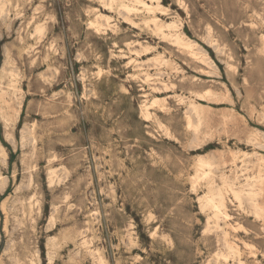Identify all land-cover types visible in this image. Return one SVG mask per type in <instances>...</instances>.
<instances>
[{"label": "rangeland", "instance_id": "obj_1", "mask_svg": "<svg viewBox=\"0 0 264 264\" xmlns=\"http://www.w3.org/2000/svg\"><path fill=\"white\" fill-rule=\"evenodd\" d=\"M124 1L0 0V264H264V0Z\"/></svg>", "mask_w": 264, "mask_h": 264}, {"label": "bare ground", "instance_id": "obj_2", "mask_svg": "<svg viewBox=\"0 0 264 264\" xmlns=\"http://www.w3.org/2000/svg\"><path fill=\"white\" fill-rule=\"evenodd\" d=\"M109 1H110V4H108V5H110V6L115 5L116 7H119V8L125 9V10H130V9H131V7H130V6H131L130 3L128 4V3H126L124 0H109ZM131 1H132V0H131ZM134 1H135V0H134ZM136 1L139 2L140 4H142L143 7H145V8L142 7L144 10H145V9H147V10H148V9H149V10L153 9V7H151V4H146V1H145V2H144L143 0H136ZM156 1H157V0H156ZM151 2H152V1H151ZM152 6H153V5H152ZM158 6H159V5H158ZM133 7H134V6H133ZM155 8H157V5H156ZM157 9H158V8H157ZM155 10H156V9H155ZM150 12H151V11H150ZM157 18H158V17H157ZM155 20H156V18H155ZM151 21L154 22L153 19H152ZM157 21H159V19H158ZM157 21H156V23H157ZM168 24H170V23H168ZM168 24L165 25V26L168 27ZM175 24H176V23H175ZM175 24H174V25H175ZM130 25H131V24H130ZM159 25H160V29H162L161 24H159ZM174 25H173V26H174ZM153 26H154V25H153ZM156 26H157V25H156ZM169 26L172 27V25H169ZM176 26H177V24H176ZM154 27H155V26H154ZM163 27H164V26H163ZM39 28H40V26H39ZM165 28H166V27H165ZM157 29H159L158 26H157ZM168 29H169V27H168ZM170 29L172 30L173 28H170ZM162 30H163V29H162ZM162 30H160V31H162ZM166 30H167V29H166ZM39 31H40V29H39ZM157 31H159V30H157ZM172 31H173V30H172ZM180 32H181V31H180ZM161 33H163V31H162ZM161 33H160V34H161ZM169 33H170V32H169ZM163 34H164V33H163ZM163 34H162V35H163ZM165 34H166V33H165ZM165 34H164V36H165ZM171 34L173 35V33H171ZM171 34H170V35H171ZM177 34H178V33H177ZM182 34H183V32H182ZM181 37H184V36H181ZM181 37H179L178 35H175V36H174L175 40H177L179 43L182 41V39L184 40V38H181ZM185 37H186V36H185ZM169 38H170V37H169ZM174 38H173V39H174ZM170 39H171V38H170ZM170 39H169V40H170ZM184 41H187V40H184ZM189 42H191V40H190ZM186 43L188 44V42H186ZM186 43L184 42L183 44L186 45ZM191 43H192V42H191ZM174 44H176V43H174ZM180 44H181V43H180ZM183 44H181V45H183ZM194 44H195V43H194ZM176 45H177V44H176ZM191 45H193V44H191ZM177 46L180 47L179 45H177ZM188 46H189V45H188ZM194 46H196V45H193V48H196V47H194ZM183 47H184V46H183ZM183 47H182V48H183ZM190 47H191V46H190ZM180 48H181V47H180ZM186 48H187V47H186ZM186 48H185V49H186ZM193 48H192V50H193ZM187 50H188V49H187ZM189 50H190V49H189ZM189 50H188V51H189ZM194 51H195V50H194ZM196 51H197V49H196ZM196 51H195V53H197ZM190 53H191V52H190ZM195 53H194V56L198 55V54L195 55ZM198 53H199V52H198ZM200 53L203 54V52H201V51H200ZM204 54H205V53H204ZM204 54H203V55H204ZM192 55H193V53H192ZM199 55H200V54H199ZM214 56H215V55H214ZM204 57H205V56H204ZM200 58L203 59V56H201ZM207 58H208V56H207ZM147 75H148V74H147ZM147 75H146V76H147ZM208 91H209V90H208ZM206 92H207V91H206ZM208 94H209V92H208ZM206 95H207V94H206ZM209 95H210V94H209ZM211 95H212V94H211ZM1 97H2V96H1V94H0V99H2ZM155 101H157V99H156ZM155 101H154V102H155ZM189 104L191 105V103H189ZM192 105H193L194 109H196V111H197L198 109H200V106H199L196 102H195V103L193 102ZM7 107H8V106H7ZM144 107H145V106H144ZM144 107H143V109H144ZM191 107H192V106H191ZM188 108H190V107H188ZM201 108H202V107H201ZM145 109H146V108H145ZM145 109H144V110H145ZM190 109H191V108H190ZM147 110H148V109H147ZM200 110H202V109H200ZM141 111H142V110H141ZM145 112H146V111H145ZM145 112H143V113H145ZM197 112H198V111H197ZM200 112H201V111H200ZM193 113H194V111H193ZM201 114H202V116H203V113H201ZM142 115H143V114H142ZM146 115H147V114H146ZM146 115H145V116H146ZM148 115H149V114H148ZM3 116H4V115H3ZM195 116H197V115H195ZM200 116H201V115H200ZM6 117H7V116H6ZM146 117H147V116H146ZM188 117H189V116H188ZM190 117H191V116H190ZM204 117H205V116H204ZM196 118H198V116H197ZM3 119H5V118H3ZM192 119H193V118H192ZM192 119H191V120H192ZM199 119H201V117H200ZM5 120H6V119H5ZM189 120H190V119H189ZM191 120H190V121H191ZM190 121H189V122H190ZM192 121H193V120H192ZM186 122H187V121H186ZM207 122H208V120H207ZM199 123H202V122H201L200 120H198V121H197V124H196V127L199 125ZM204 123H206V122H203V125H204ZM208 123H209V122H208ZM193 124H194V122H193ZM186 125H187V123H186ZM191 125H192V124H191ZM191 125H190V126H191ZM206 125H207V124H206ZM188 126H189V125H188ZM193 126H195V125H193ZM196 127H194V129H195ZM205 127H206V126H205ZM207 127L209 128V126H207ZM189 128H190V127H189ZM191 128H192V127H191ZM199 128H200V127H199ZM192 129H193V128H192ZM192 129H191V130H192ZM194 129H193V130H194ZM197 129H198V128H197ZM199 130H200V129H198V131H199ZM201 130H202V129H201ZM204 130H205V128H204ZM204 130H203V131H204ZM206 130H207V129H206ZM195 131H197V130H195ZM203 131H202V132H203ZM192 132H193V131H192ZM196 133H197V132H196ZM197 134H198V133H197ZM198 135H199V134H198ZM199 136H200V135H199ZM196 137H197V136H196ZM197 138H198V137H197ZM1 140H2V139H1ZM19 148H20V146H19ZM234 157H235V156H234ZM206 159H207V158H206ZM202 160H203V159H202ZM199 161H201V159H200ZM208 161L211 162V160H208ZM231 162H234V158L231 159ZM199 164H200L202 167H203V166L205 167V166L210 165V163L207 162V160H203V161H201V163L199 162ZM199 164H198V165H199ZM214 165H215V164H214ZM217 165H219V163H217ZM217 165H216V166H217ZM233 165H234V164H233ZM216 166H215V167H216ZM235 166H236V165H235ZM198 167H199V166H198ZM204 167H203V168H204ZM208 167H209V166H208ZM208 167H206V168H208ZM211 167H212V166H211ZM213 167H214V166H213ZM209 168H210V167H209ZM218 168H219V167H218ZM198 169H199V168H198ZM212 169H213V168H212ZM230 169H231V168H230ZM200 170H201V169H200ZM202 170H203V169H202ZM221 171H222V170H221ZM195 172H197V171H195ZM199 172H201V171H199ZM199 172H198V174H199ZM205 172H206V171H205ZM205 172H204V173H205ZM209 172H211V171H209ZM204 173H203V174H204ZM195 174H196V173H195ZM195 174H194V175H195ZM207 174H208V173H207ZM207 174H206V175H207ZM88 175H89V174H88ZM201 175H202V173H201ZM204 175H205V174H204ZM209 175H210V173H209ZM221 175H222V174H220V176H219L220 179H221ZM223 175H224V174H223ZM225 175H227V174H225ZM260 175H263V174H260ZM196 176H197V175H196ZM202 176H203V175H202ZM207 176H208V175H207ZM213 176H214V175L212 174V177H213ZM263 176H264V175H263ZM203 177H204V176H203ZM203 177H202V178H203ZM208 177H209V176H208ZM224 177H226V176H224ZM258 177L260 178V176H258ZM193 178H195V177H193ZM197 178H198V177H197ZM202 178H201V179H202ZM222 178H223V176H222ZM259 178H258V179H259ZM263 178H264V177H263ZM201 179L199 178V180H201ZM210 179H211V178H210ZM224 179H225V178H224ZM227 179H228V178H227ZM227 179H226V180H227ZM258 179H256V180H258ZM260 179H261V178H260ZM260 179H259V180H260ZM236 180H237V178H236ZM259 180H258V181H259ZM261 180H263V179H261ZM193 181H194V180H193ZM196 181H197V180H196ZM213 181H214V180H213ZM213 181H212V182H213ZM222 181L225 182V180H222ZM228 181H229V180H228ZM230 181H231V180H230ZM252 181H254V180H252ZM258 181H257V182H258ZM194 182H195V181H194ZM197 182H198V181H197ZM224 182H222V184H224ZM226 182H227V181H226ZM231 182H232V181H231ZM247 182H248V181H247ZM255 182H256V181H255ZM259 182H260V181H259ZM261 182H264V181H261ZM227 183H228V182H227ZM250 183H251V182H250ZM213 184H214V183H213ZM247 184H248V183H247ZM258 184H259V183H258ZM261 184H262V183H261ZM208 185H210V184H208ZM216 185H217V184H214V187H215V188H216ZM225 185H226V184L221 185V186L224 187ZM227 185H228V186H231V187L233 186V188H234L233 182H232V185H230V183L227 184ZM249 185H251V184H249ZM253 185H254V184H253ZM253 185H251L252 189H253ZM259 185H260V184H259ZM210 186H211V185H210ZM228 186H226V187L228 188ZM262 186H263V185H262ZM206 187H207V186H206ZM219 187H220V186H219ZM242 187H243V186H242ZM251 187H249V188L251 189ZM254 187H256V186L254 185ZM208 188H209V187H207V189H208ZM220 188H221V187H220ZM220 188H219V189H220ZM224 188H225V187H224ZM233 188H230V189L228 188V190H231V189H232L233 192H232V191H231V192L229 191V192H230L231 194L233 193V194L235 195L236 199H238V201H239L241 198H243L242 195L244 194V192L241 193V192H242L241 190H243V188H242L241 190H236V189H233ZM244 188H245V187H244ZM249 188H247V189H249ZM256 188H257V187H256ZM258 188H259V187H258ZM216 189H217V188H216ZM216 189H215V190H216ZM219 189H217V190H216L215 192H213V193H212L211 191H209V196L211 195L210 193H212L215 197L212 196V197L203 198V199H205V200H203V201L205 202V204H206L207 206H209V207H210V206L214 207L218 213H219L221 210H223L222 208H223V206H225L224 203L226 202V201L223 202V201H224V200H223L224 197H222V195H224V194L221 193L222 191H220V190H223V189H220V190H219ZM237 189H238V188H237ZM239 189H240V188H239ZM210 190H211V189H210ZM225 190H226V189H225ZM225 190H224V191H225ZM254 190H255V189H254ZM258 190L260 191V189H257V191H258ZM248 191H249V190H248ZM259 191H258V192H259ZM225 192H227V191H225ZM261 192H262V191H261ZM207 193H208V191H207ZM246 193H247V191H246ZM250 193H253V192H250ZM250 193H249V194L247 193V195H244V196H247V198H248L249 200H252V195H253V194H250ZM255 193H257V192H255ZM257 194H258V193H257ZM261 194H262V193H261ZM263 194H264V191H263ZM258 195H259V194H258ZM204 196H205V195H204ZM204 196H203V197H204ZM253 196H254V195H253ZM225 197H226V194H225ZM232 197H233V196H232ZM235 197H234V198H235ZM260 197H261V195H260ZM260 197L255 196V198H258V199H259ZM245 199H246V198H245ZM200 200H201V199H200ZM253 200H254V198H253ZM203 201H202V202H203ZM255 201H256V200H255ZM255 201H254V202H255ZM241 202H243V201H241ZM250 202H251V201H250ZM254 202H253V203H254ZM240 204H242V203H240ZM240 204H239V205H240ZM254 205H255V204H254ZM254 205H253V207H254ZM256 206L259 207V204H256ZM260 206H261V205H260ZM205 207H206V206H205ZM253 207L251 208V205H250V208H251V209H253ZM210 208H211V207H210ZM210 208H208V209L210 210ZM224 208H226V207H224ZM212 209H213V208H212ZM259 209H260V208H259ZM224 210H225V209H224ZM255 210H256V208L254 209V211H255ZM216 211H215V212H216ZM257 211H258V210H257ZM261 211H262V210H261ZM261 211H258V212L260 213ZM263 211H264V209H263ZM213 212H214V211H213ZM222 212H223V211H222ZM224 212H225V211H224ZM255 212H256V211H255ZM220 213H221V212H220ZM256 213H257V212H256ZM213 214H215V213H213ZM225 214H226V215H225ZM225 214H224L225 216L228 215L227 213H225ZM254 214H255V213H254ZM263 214H264V212H263ZM219 215H220V214H219ZM221 215H223V214H221ZM256 215H259V214L257 213ZM214 216H215V215H214ZM223 217H224V216H223ZM211 218H212V217H211ZM225 218L227 219V217H225ZM203 220H204V219H203ZM224 221H225V220H224ZM226 221H227V220H226ZM226 221H225V222H226ZM213 229H214V228H213ZM129 235H130V234H129ZM129 237H130V236H129ZM130 238H131V237H130ZM84 241H85V240H84ZM231 249H232V248H231ZM228 253H229V252H228ZM100 258H101V257H99V259H100ZM100 260L102 261V259H100ZM103 261H104V260H103ZM239 261H240V259H239ZM241 263H242V262H241ZM241 263H240V264H241Z\"/></svg>", "mask_w": 264, "mask_h": 264}]
</instances>
